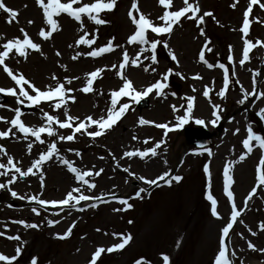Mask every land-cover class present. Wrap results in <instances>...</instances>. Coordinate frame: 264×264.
<instances>
[{
  "label": "rangeland",
  "instance_id": "rangeland-1",
  "mask_svg": "<svg viewBox=\"0 0 264 264\" xmlns=\"http://www.w3.org/2000/svg\"><path fill=\"white\" fill-rule=\"evenodd\" d=\"M3 2L16 10L18 16L9 24L6 22L7 14L0 10V34L4 37L0 39V44L10 38L22 39L19 29L23 28L32 41L41 46L40 52L29 51L26 59L10 53L5 63L14 73H22L41 90L47 85L55 84L51 79L53 75L61 82L64 78L78 77L65 87L73 89L71 95L75 97V102L69 101L67 104L68 114L80 120L89 115L94 119L106 115V109L110 106V92L118 90L122 84L116 75L117 71H122L138 91L154 83L168 69L172 70L174 76H169L165 95L157 97L154 92L150 93V104L141 110L137 109L136 103L131 104L120 119V124L106 130L102 136L93 139L77 133L72 142L57 141L58 154L73 162L74 167L93 172L103 169L99 176L86 177L95 184V188L88 190L86 187L88 192L83 191L85 195L102 196V200L80 202L84 205L93 202L95 207L89 205L81 210L76 205L61 210L50 204L41 207L26 198H12L11 192L14 191L18 197L35 195L46 201L60 200L72 188L79 187L72 182L74 174L69 173L71 176L67 177V167L55 156L42 171L43 181L40 178L34 180L20 177L6 186V193L0 197V201L7 202L0 209V231L4 233V237H0V254L12 257L15 249L21 247V255L13 264H30L33 257L37 258V264H89L91 255L98 247L107 249L121 242L118 237L113 236V233H117L130 235L131 240L122 250L102 253L97 264H135L140 258H144L148 264H163L162 254L169 256L170 264H214L220 230L230 219L234 203L238 211L243 210L228 236V254L235 252V256L231 257L232 264H241V261L243 264H264V253L247 247L248 242H251L257 250L264 249V231L259 228L264 223V187L258 186L252 201L246 206L244 204L245 198L256 186V167L262 151L253 147L252 152L243 160L239 159L245 152L242 141L247 137L249 127L255 134L264 137V118L261 116L264 95L245 98V92H253L254 78L257 81V92L264 93V46L256 44V41H260L264 45V9L259 7V4H264V0H258V4L253 5L249 13V28L252 27V31L247 35L240 28L249 0H198V15L207 11L212 13L211 17H205L200 25L182 17L178 25L173 26L171 34L156 36L152 33L153 39L166 40L168 43L167 48L162 43L158 44L161 58L153 65L150 60L143 59L145 55H151L146 52L140 58L143 61L140 67L129 65L123 70L119 69L122 52L127 50L131 59L139 50L138 45L126 43L127 37L135 30L127 15L132 0H116L111 12L101 13V18L108 21L105 25H94L87 17H82L84 28L89 33L87 38H91L94 32L98 37L93 47L102 46L115 37L113 43L123 45L124 48L117 47L115 51L96 58L82 55L75 61L71 56L77 51L86 53L90 49L84 45L75 46V40L83 33L79 31V24L71 17L65 13L54 17L60 31L53 33L48 41H43L37 35L44 24L42 10L38 8L36 0ZM91 2L92 0H81V3ZM137 3L140 13L152 20L154 25L163 23L157 19L163 13L158 0H137ZM233 4L235 7H232ZM182 6L183 0H172L169 10H179ZM133 15H137L135 11ZM28 21L32 23L29 24ZM201 28L204 30L203 36L200 35ZM245 39L252 42L254 47L249 53V59L241 65L239 61L243 58ZM206 41L207 47L212 49L211 52L204 50L207 63L224 64L227 70L228 64L231 69L232 78L229 77L228 88L223 97L218 93L223 87L224 69H209L204 62L198 60ZM70 44L73 47L70 48ZM229 46L231 62L228 60ZM57 51L60 56L55 55ZM169 51L175 55V61L165 59V55L171 58ZM112 65L117 67L113 68ZM144 67H149V71L145 72ZM152 67H155L156 72L151 71ZM97 68H104L105 71L94 79L93 92L84 94L78 91L85 86L87 74ZM252 70L256 74H252ZM197 75L200 78L194 79ZM13 86L14 82L0 68V88ZM206 86L209 89L207 98L203 96ZM187 97L193 98L190 119L177 129L174 126L178 123L177 117L182 116L187 108ZM241 100L243 103H239ZM120 101L117 107L121 103H127L128 98H121ZM51 103L41 102L39 106L17 104L14 97L7 95L0 107V117L4 118L0 120V131L8 129L4 121H10L14 117L12 109L17 107L23 113L21 119L26 126H41L45 112L63 121V107L53 110ZM173 105L178 109L176 112L172 111ZM214 106H218L215 110L220 116L215 125L210 122L214 119L211 115ZM141 118L151 123L141 126L138 123ZM197 119L204 121L210 131L221 128L220 132L215 130L216 136L208 147L187 145L184 127H191ZM156 124H166L173 130L166 132V129L158 128ZM53 127L58 136L71 134L70 129H59L56 125ZM94 130V126L89 129ZM41 139L45 141L44 144L35 142V138L31 136L25 139L21 133L13 138L0 139V145L7 153H0V164H7V156L10 155L14 163L19 162L17 166L26 170L55 138L42 134ZM145 140L148 142L144 143ZM161 140L164 143L156 149L155 157L149 154L144 160L133 161L123 156L126 145L131 147L127 151H144L153 148ZM29 143L33 145L30 152L27 150ZM255 143L250 141V146ZM76 151L80 153L79 156ZM155 160L159 161L160 166L151 173L145 163ZM230 161H239L230 168L233 181L229 186V190L233 192L231 202L223 191V169ZM204 165L209 167L213 178L211 183L207 181L209 175L203 171ZM124 169L128 171L125 172ZM165 171L169 172V178L181 176V181L158 185L159 181L157 185L149 186L139 179H155ZM261 173L264 174V166L261 167ZM77 184L80 185L78 182ZM142 188L145 191L140 192V197H137L136 193ZM209 194L217 201L220 219L210 214V202L206 198ZM116 195L121 196L119 200H127L132 207L114 211L124 207L119 200H115ZM32 207H36L40 214L32 213ZM49 220L59 223L49 226ZM15 221L34 223L38 227L25 228ZM70 226L71 234L66 239L57 238L58 234L62 235ZM251 232H256V235L252 236ZM7 236H19V240H9Z\"/></svg>",
  "mask_w": 264,
  "mask_h": 264
},
{
  "label": "snow or ice",
  "instance_id": "snow-or-ice-1",
  "mask_svg": "<svg viewBox=\"0 0 264 264\" xmlns=\"http://www.w3.org/2000/svg\"><path fill=\"white\" fill-rule=\"evenodd\" d=\"M159 5L163 7L162 15L158 16L157 19L162 21L163 23L160 25H154L153 21L148 19L144 14L140 13L138 8L137 0H132L131 7L128 10V18L131 23L135 26L134 32L127 37L126 43L128 45H138L139 50L136 52L135 57H129L127 50L122 52V59L119 63V69L123 70L126 66L132 67H140L143 61L140 59L141 56L146 53L150 52L151 55H145L143 57L144 60H150L151 64L155 65L157 63V56H156V49L158 44H163L164 48L168 47V43L166 40L161 41L158 39L149 40L147 38V33L150 31L151 33L155 34L156 36H160L162 34H171L174 25H178L181 18L184 17L185 19L194 20L198 25L203 24L205 17H211V12H203L202 15H198L200 12L198 0H183V6L179 8V10H169L172 6V0H158ZM36 4L39 9L42 10V23L44 27H41L37 33L38 37L41 38L43 41H48L53 33L60 31V27L58 21L54 19V17H58L61 13L67 14L71 17L75 22L79 24V31L83 34L79 36L78 39L75 40V46L79 47L81 45L87 46L90 50L86 53L76 52L71 59L73 61L80 58L82 55H86L88 57L96 58L100 57L103 54L111 53L115 51L117 47L124 48L123 45H116L113 43L115 37L110 38L104 45L99 47H93L97 40V35L94 32L91 38H87L89 33L84 28V23L82 17H87V19L93 23L94 25L101 26L108 23V21L104 18H101V13H108L111 12L115 5L116 0H92L91 3H81V0H67V2H61V0H36ZM258 4V0H249L247 5V10L243 12V25L240 28V31L247 35L250 26L249 20V13L253 7V5ZM73 5H79L73 7ZM235 7V4L232 5ZM259 7L264 9V4H259ZM0 10H2L5 14H7L8 19L7 23H12L13 20L18 16V12L13 10L5 5L3 0H0ZM136 12V16L133 15V12ZM138 17V18H137ZM214 18V17H213ZM29 24L32 21H28ZM47 28V30H46ZM22 34L21 38H10L6 39V41L0 44V68H2L3 72L14 82L13 87L9 88H0V93H4L6 95L12 96L15 98L17 104H28L30 106H39L41 102H52L51 107L53 110L61 109L63 107V114L65 119L60 121L57 116L49 115L48 113H43L42 119L44 123L39 127H30L26 126L21 117L23 113L19 107L12 109L14 111V117L10 121H4L5 123L9 124L10 127L5 131H0V139H5L9 137V134L12 133V129L15 128L16 131L22 133L24 138L27 139L29 136L35 138V142L40 144H44L45 141L41 139L42 134H46L48 137H54L55 139L52 140L51 143H48L46 146V151L41 152L37 159L31 162V166L27 167L26 170H22L21 167L17 166V163L13 162L12 156H7V164H0V169H4V171H0V176H8L9 171L12 172L11 178L6 181L8 185L13 184L18 177H26L31 175H36L37 172H40V179L43 181V174L41 172V167L43 164L48 162L54 156L59 160V162L67 167V170L74 174L75 180L81 185V187H74L70 191H68L63 199L60 200H51L46 201L41 199L39 196L30 195L27 197L19 196L16 192H11L13 197L19 199H27L35 204H38L41 207H45L46 205H53L59 207L61 210H64L68 207H75L81 201H89V200H102V196H89L85 195L82 191L84 186L87 187L88 190L95 188V184L90 182L86 177H91L93 175L99 176L103 169L98 171H81L77 167L73 166V162L65 159L63 156H60L59 149L57 148V141H67L72 142L75 139L77 133L82 135H87L93 139L102 136L106 130H110L126 113V111L130 108L131 104L139 103L143 98L148 97L150 93L155 94L157 97H161L165 95L164 90L168 87L169 76L172 74V70L168 69L165 73H163L159 79H157L154 83L149 84L145 87L142 91L136 90L133 86V83L130 79L127 78L126 75L122 73V71H117L116 75L121 79L122 84L118 88V90H113L110 92V106L106 109V115H102L101 117L94 119L91 115L86 116L83 120H80L78 117L71 116L68 114L67 104L69 101L75 102V97L71 95L73 89L66 88V84H71L73 79H78V77H73L71 79L64 78L63 82L57 79L55 75L51 77L53 81H55L54 85H47L45 86L44 90L37 88L33 83H31L28 79L24 77L22 73H14L13 70L5 63L7 59H9V54L14 53L16 56L21 58H27L29 51L40 52L41 46L39 43H34L32 39L29 37L27 32L23 28L19 29ZM200 35H204L203 28L200 29ZM0 39H4L2 34H0ZM208 42H205V45L202 47L199 53V60L204 62L206 66L211 69L213 67H219L220 69H224V79H223V87L219 91L218 95L223 97L225 95V91L228 88L229 84V75L228 70L224 64L213 65L207 63L205 60L204 50L206 49L208 52H211L212 49L207 47ZM257 45H261L260 41H256ZM69 47H73V45H69ZM254 47L253 43L249 40L245 39L243 41V58L239 61L241 65H243L249 59V51ZM229 62L232 61L231 56V46H229ZM56 56H60V53L57 51L55 53ZM169 55L173 61L176 60L175 55L169 51ZM62 68H65L64 65H61ZM113 68L117 67L116 65H112ZM66 70V68H65ZM143 70L145 72L149 71V67H144ZM105 71L104 68H97L94 71L87 74V80L84 87L78 89L81 93L87 94L93 92V83L94 79L100 77V74ZM151 71L154 73L156 72L155 67L151 68ZM177 76H180L179 73H176ZM183 79V77H180ZM194 79H199L200 77L197 75L193 77ZM163 81V82H161ZM257 81L255 78L253 79V92L248 93L245 92V98L250 95H256L259 98L264 93L257 92ZM194 90V89H193ZM243 91V89H242ZM173 95H175L173 93ZM203 96H209V89L207 86L203 91ZM121 98H128L127 103H121L118 105V101ZM187 108L182 116L177 117L178 123L174 126L175 128H180L184 124L189 122L190 114L193 109V98L187 97ZM239 103H243V100L239 101ZM2 107V105H0ZM172 111L176 112L178 109L173 105ZM183 107V105L181 106ZM218 106H214V110L212 111V116L214 119L210 121L213 125L217 121H219L220 116L217 114L215 110ZM261 116L264 118V109L261 110ZM0 120H4L3 117H0ZM197 124H203L204 121L197 119L195 121ZM138 123L143 126L151 123L150 121L144 120L141 118ZM54 125L58 126L59 129H70L71 134L67 136L57 135L56 131L54 130ZM95 127L96 130L89 131L90 128ZM158 128L166 129L167 131L173 130L166 124H156ZM237 132L239 129L236 130ZM235 134V133H234ZM135 139V137H133ZM250 141H255L256 143L253 146H250ZM148 141L145 140L144 143ZM164 143V140L159 141L153 148L145 149L144 151L141 150H134V151H125L123 153L124 157L131 158L133 156H138L141 159L148 156L149 154L153 157L157 155L156 149L160 147L161 144ZM243 149L245 152L240 156V160H243L245 156L252 152L253 147H258L262 151V155L260 157V161L256 167V186H254L248 194V197L245 198L244 204L247 205V201L252 198L253 194L257 191V187L261 186L264 187V174L261 173V167L264 166V137L259 134H255L252 129L249 127L247 129V137L242 141ZM32 143L27 145V150L30 152L32 149ZM68 151H75L72 149H68ZM0 153L7 155L6 149L0 145ZM76 155L79 156L80 153L76 151ZM209 156H211V152H209ZM102 159V157H101ZM239 161H230L228 162L224 169H223V191L226 194L228 201H233V192L229 190V186L233 183L231 175H230V168L234 163ZM166 163V161H165ZM36 171H33V170ZM125 172L128 169H124ZM203 171L206 175L210 176L209 167L208 165H204ZM139 179L143 180V182L149 186L157 185L159 181H163L165 184L170 185L173 181L180 182L182 177L179 175L171 176L169 178V172L165 171L161 175L157 176L155 179H145L144 177H139ZM43 186V185H41ZM6 187L5 184H0V188ZM145 189H140L139 192L136 193L137 197H140V192H144ZM207 200L210 202V214L212 217L220 219V215L217 211V201L214 197L209 194L207 195ZM106 202V201H105ZM124 207L122 209H114V211H122L132 207L131 204L128 203L127 200L120 199L118 201ZM96 205L93 204L92 207ZM82 210V209H81ZM243 209H241L242 211ZM32 213L39 215V211L36 207L31 208ZM241 211L237 210V206L233 203L231 207L230 219L226 222V224L220 230V237L218 242V252L214 257V264H232L231 257L235 256V252H231L230 255L226 254L227 248L225 243V238L229 236L230 229L233 228V222L237 221V218L240 217ZM15 223H19L23 225L25 228H32L35 229L38 225L34 223H26L25 221H15ZM49 226H53L54 224L59 223V221L49 220ZM131 223V221H129ZM74 226V225H73ZM71 227L68 228L62 235H57L59 239H66L71 234ZM260 230L264 231V223L259 225ZM99 231V229H97ZM4 235V233H0V236ZM252 236L256 235V232H251ZM114 237H118L121 241L120 243L114 244L107 249L98 247L95 252L91 255L89 264H97L98 258L101 256L102 253H112L113 251L122 250L131 240L130 235L124 234H117L113 233ZM9 240H19V236H7ZM177 246H179V241H177ZM248 249L252 251H260L264 253V249L257 250L255 246L248 242L247 244ZM21 255V247H17L15 249V255L12 257L6 256L4 254H0V262H4V264H13V261H16L17 258ZM163 264H170L169 256L166 254H162L161 256ZM30 264H37V258L33 257L30 261ZM135 264H148L144 258H140L135 261ZM243 264V261H241Z\"/></svg>",
  "mask_w": 264,
  "mask_h": 264
},
{
  "label": "bare ground",
  "instance_id": "bare-ground-1",
  "mask_svg": "<svg viewBox=\"0 0 264 264\" xmlns=\"http://www.w3.org/2000/svg\"><path fill=\"white\" fill-rule=\"evenodd\" d=\"M232 100V99H231ZM120 124V122H118V125ZM117 125V126H118ZM7 126V128H9L10 127V125L9 124H7L6 125ZM12 132H14L15 133V135H13L12 133H10L9 134V137L10 138H13V137H16L17 135H19L20 133L18 132V131H16V129L15 128H13L12 129ZM123 132V131H122ZM22 134V133H21ZM127 144H129V143H127ZM128 146V147H127ZM124 151H127V150H131V147L129 146V145H126V147L123 149ZM126 158H128V157H126ZM131 159H133V161H140V160H144L145 158H143V159H141L140 157H138V156H133V157H131ZM146 162V161H145ZM47 163L48 162H46L45 164H43L42 165V167H41V172L46 168V166H47ZM145 166H146V168L147 169H149V172H154V171H156L157 169L156 168H158L159 166H160V163H159V161H157V160H155V161H152V162H150V163H145ZM0 171H4V169H0ZM33 171H36L35 169L33 170ZM70 172H68L67 173V177H69V176H71L70 174H69ZM40 172H37V174L36 175H29V176H26V178H31V179H39L40 178ZM12 175V172L11 171H9V174H8V176H6L5 178H3L2 176H0V184H5L6 186L8 185L7 183H6V181L9 179V176H11ZM94 176V175H93ZM20 177H18L17 179H19ZM72 182L76 185V186H79V187H81V185H78L77 184V181L75 180V178H72ZM5 189H6V187H4V188H0V197H2V196H4V194L6 193V191H5ZM86 190V186H84L83 188H82V191H85ZM86 192H88V190H86ZM8 195L10 194L9 192L7 193ZM13 199H15L14 197H12ZM7 201H13V200H10V199H6ZM3 205L4 206H6L7 205V202L6 201H0V209L3 207ZM10 217V216H9ZM0 226H1V224H0ZM0 233H1V231H0ZM0 237H4V235H2V236H0Z\"/></svg>",
  "mask_w": 264,
  "mask_h": 264
},
{
  "label": "water",
  "instance_id": "water-1",
  "mask_svg": "<svg viewBox=\"0 0 264 264\" xmlns=\"http://www.w3.org/2000/svg\"><path fill=\"white\" fill-rule=\"evenodd\" d=\"M187 138L189 143H195L199 146L207 145L211 141L210 136L205 131L198 130H187Z\"/></svg>",
  "mask_w": 264,
  "mask_h": 264
}]
</instances>
